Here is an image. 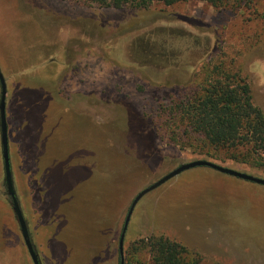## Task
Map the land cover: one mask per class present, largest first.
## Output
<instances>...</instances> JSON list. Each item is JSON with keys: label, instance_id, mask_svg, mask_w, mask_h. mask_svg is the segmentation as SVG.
Returning <instances> with one entry per match:
<instances>
[{"label": "rangeland", "instance_id": "1", "mask_svg": "<svg viewBox=\"0 0 264 264\" xmlns=\"http://www.w3.org/2000/svg\"><path fill=\"white\" fill-rule=\"evenodd\" d=\"M231 61L264 114L263 0L146 9L0 0L12 179L41 264H118L131 202L182 164L264 179L262 168L206 159L156 130L165 109ZM3 177L0 152V264H32ZM150 236L180 243L199 264H264V187L187 170L138 201L123 260Z\"/></svg>", "mask_w": 264, "mask_h": 264}, {"label": "trees", "instance_id": "2", "mask_svg": "<svg viewBox=\"0 0 264 264\" xmlns=\"http://www.w3.org/2000/svg\"><path fill=\"white\" fill-rule=\"evenodd\" d=\"M190 1H203L213 8L226 6L237 8L243 5L251 7L254 2V0H77L87 6L113 9L123 7L146 9L154 2L171 6ZM195 83L192 86L195 89L198 86V90L188 94L185 92L179 103L165 109L159 116L156 130H164L163 135H166L170 142L174 144L179 142L206 159L232 160L264 169V114L253 105L250 86L238 71H234L233 62L226 65L220 62L208 73L204 81ZM37 174L44 175L42 171ZM124 264H199V257L185 246L165 236H150L133 244L131 252L124 259Z\"/></svg>", "mask_w": 264, "mask_h": 264}, {"label": "water", "instance_id": "3", "mask_svg": "<svg viewBox=\"0 0 264 264\" xmlns=\"http://www.w3.org/2000/svg\"><path fill=\"white\" fill-rule=\"evenodd\" d=\"M6 94H7L6 82L0 70V152H1V158H2V164H3V174H4L3 183L6 189V195L9 198V203L12 207L13 213L17 220L24 245L32 261V264H41L38 254L34 248L27 222L23 216L20 202L14 191L11 164H10L8 128H7V122H6ZM199 167L208 168L220 174L234 177V178L264 187V179L262 178H258V177H255L249 174H245V173L238 172V171L226 168V167H222L216 163L206 161V160H196V161H192V162L178 166L177 168H175L174 170H172L171 172L163 176L161 179H159L158 181H156L155 183H153L146 189L142 190L141 192H139L135 196L133 201L131 202L129 209L127 211L124 223H123V227H122V230L119 236V240H118V254L120 257L119 264H124V260H123L124 235H125L128 223L130 221V217L134 210V207L136 206L138 201L145 194L155 190L156 188L160 187L161 185H163L170 179L178 176L179 174L187 170H191V169L199 168Z\"/></svg>", "mask_w": 264, "mask_h": 264}, {"label": "crops", "instance_id": "4", "mask_svg": "<svg viewBox=\"0 0 264 264\" xmlns=\"http://www.w3.org/2000/svg\"><path fill=\"white\" fill-rule=\"evenodd\" d=\"M6 115H7V112H6ZM6 122H7V128H8V141H10V135H9L10 134V131H9L10 125L8 124V119H6Z\"/></svg>", "mask_w": 264, "mask_h": 264}, {"label": "flooded vegetation", "instance_id": "5", "mask_svg": "<svg viewBox=\"0 0 264 264\" xmlns=\"http://www.w3.org/2000/svg\"><path fill=\"white\" fill-rule=\"evenodd\" d=\"M6 108H7V105H6ZM6 119H7V115H6Z\"/></svg>", "mask_w": 264, "mask_h": 264}]
</instances>
